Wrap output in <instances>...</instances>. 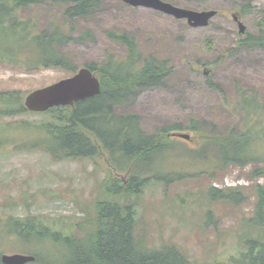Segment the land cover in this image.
Returning <instances> with one entry per match:
<instances>
[{
	"label": "rangeland",
	"instance_id": "1",
	"mask_svg": "<svg viewBox=\"0 0 264 264\" xmlns=\"http://www.w3.org/2000/svg\"><path fill=\"white\" fill-rule=\"evenodd\" d=\"M164 1L218 13L208 25L193 27L187 19L146 7H131L122 0H105L94 14L71 20L76 38H81L83 30L93 32L92 38L71 41L64 47L75 72L61 68L29 71L22 69L21 63L0 62V92L17 91L25 99L30 91L70 77L87 63H101L108 54L124 57L126 47L107 32H128L137 39L145 56L169 59L172 70L163 86L139 91L132 104L120 112L138 114L147 134L179 124L181 132L193 138V142H185L195 147L202 142L197 138L199 133H225L232 127L241 130L245 119L243 111L233 107V103L241 101L236 89L244 88L248 97H257L264 105V50L238 44L244 35L232 15L250 4L246 13L239 14L246 32L258 33L256 25L264 0ZM61 5H37L23 15L47 22L53 13L60 12ZM208 78L223 91L212 87ZM37 113L1 117L0 124L17 125L21 119L44 118V114ZM194 123L197 132L190 130ZM7 133L14 142L0 148V256L32 252L8 233V219L37 215L48 222L72 224L73 217H84V204L94 205L100 181L109 168L103 157L54 161L41 148L23 146L27 133L21 126ZM253 134L261 139L257 147L264 151V130L256 127ZM174 140L183 141L178 137ZM261 156L264 158L263 152ZM263 168L264 162L252 161L243 167L229 165L213 174L203 173L167 186H146L140 196L132 198L136 201L135 236H142L150 249L174 243L191 264H230L232 256L238 257L247 250L250 240L264 241V227L249 221L257 214L256 188L264 187ZM210 186L221 190L237 186L243 199L211 201ZM209 211L213 217L207 223Z\"/></svg>",
	"mask_w": 264,
	"mask_h": 264
},
{
	"label": "trees",
	"instance_id": "2",
	"mask_svg": "<svg viewBox=\"0 0 264 264\" xmlns=\"http://www.w3.org/2000/svg\"><path fill=\"white\" fill-rule=\"evenodd\" d=\"M104 2L0 0V62L21 63V68L29 71L61 68L75 72L64 47L71 41L92 38L93 32L83 30L81 38H76L71 20L94 14ZM55 3L62 4L60 12L53 13L47 22L23 15L28 8L52 7ZM247 5L239 11L241 15L247 12ZM256 26L258 33L243 34L238 42L240 46L264 50V10ZM107 35L124 45L127 53L124 57L108 54L101 63L86 64L101 82L99 94L73 105L38 112L44 114L41 120L21 119L17 125L0 124V148L14 142L7 131L21 126L27 133L23 146L41 148L54 161L103 157L109 168L100 181L94 205L84 204V217H73L72 224L48 222L37 215L10 218L6 221L11 227L8 233L29 246L30 254L36 257L29 264H191L176 244L150 249L142 236H135L136 201L132 198L140 196L152 183L167 186L203 173L213 174L229 165L243 167L252 161L264 162L261 156L264 151L257 147L261 139L253 134L256 127L264 130V105L237 86L241 101L233 103V107L243 111L244 127L241 130L232 127L218 134L199 133L197 138L202 141L199 147L169 136L182 130L179 124L147 134L138 114L120 110L132 104L139 91L163 86L172 65L169 59L145 56L137 39L128 32L110 30ZM208 82L223 91L210 78ZM23 100L17 91L0 92V118L32 113L25 108ZM190 130L197 132V124L190 126ZM181 161L185 163L180 166ZM256 190L257 214L249 221L262 228L264 187L258 186ZM208 196L211 201L243 199L237 186L225 190L210 186ZM212 217L209 211L207 223ZM231 258V264H264V241L250 240L246 251Z\"/></svg>",
	"mask_w": 264,
	"mask_h": 264
},
{
	"label": "water",
	"instance_id": "3",
	"mask_svg": "<svg viewBox=\"0 0 264 264\" xmlns=\"http://www.w3.org/2000/svg\"><path fill=\"white\" fill-rule=\"evenodd\" d=\"M131 7H146L177 19H187L193 27L209 24V21L218 13L217 10L195 11L176 6L164 0H122ZM233 18L239 24V32L244 34L246 27L238 13H233ZM207 73V72H205ZM101 92L99 78L88 68L82 67L70 77L63 78L50 85L30 91L24 99V106L31 112H45L53 107L73 105L75 102L97 95ZM170 137L182 138L192 142L189 133L174 131ZM33 254L3 253L0 256L1 264H29L34 262Z\"/></svg>",
	"mask_w": 264,
	"mask_h": 264
},
{
	"label": "flooded vegetation",
	"instance_id": "4",
	"mask_svg": "<svg viewBox=\"0 0 264 264\" xmlns=\"http://www.w3.org/2000/svg\"><path fill=\"white\" fill-rule=\"evenodd\" d=\"M229 264V263H228ZM231 264V263H230Z\"/></svg>",
	"mask_w": 264,
	"mask_h": 264
}]
</instances>
